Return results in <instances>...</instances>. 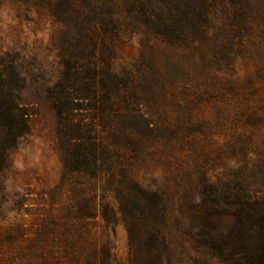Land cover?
Returning a JSON list of instances; mask_svg holds the SVG:
<instances>
[{
    "label": "rangeland",
    "instance_id": "374dc122",
    "mask_svg": "<svg viewBox=\"0 0 264 264\" xmlns=\"http://www.w3.org/2000/svg\"><path fill=\"white\" fill-rule=\"evenodd\" d=\"M191 1L153 0L149 16L174 24L175 12ZM208 2L213 43H203L197 51L167 44L142 33L140 18L114 65L116 73L131 71L135 77L139 117L127 118L130 124L145 120L151 128L165 129L176 128L180 119L185 123L184 131L178 128L169 139L157 134L145 139L150 153L138 168L143 187L177 196L173 207L167 202L162 239L149 244L158 254L155 264L207 260L181 214L184 189L192 185L182 179V171L197 179L205 170L215 188L234 187L238 179L244 188L250 186L247 182L255 189L264 185V177L256 174L259 167L264 172V0H252V8L242 0L235 5L229 0ZM240 10L247 14L246 22L235 26L233 16ZM223 31L230 42L222 41ZM66 32L74 30L44 0H0V56L11 54L23 79L19 102L29 113L27 131L8 151L0 171V264H71L63 256L68 208L92 205L90 196L98 206L104 195H114L112 190L103 192L101 185L94 189L89 178L70 177L63 168L49 90L61 77ZM229 223L230 216H223L209 227L220 232ZM74 225L75 231L85 233L87 255L107 236L113 241V264H146L150 256L142 245L132 251L119 218L85 217Z\"/></svg>",
    "mask_w": 264,
    "mask_h": 264
},
{
    "label": "trees",
    "instance_id": "16d2710c",
    "mask_svg": "<svg viewBox=\"0 0 264 264\" xmlns=\"http://www.w3.org/2000/svg\"><path fill=\"white\" fill-rule=\"evenodd\" d=\"M152 1L44 0L50 12L74 30L66 32L61 77L49 90L63 168L74 179L89 178L94 189L101 185L103 192L114 193L112 199L104 195L98 206L90 196L92 205L85 202L79 208H68V225L64 228L69 229V235L63 239V256L71 264H113L110 237H104L99 248L87 255L83 249L85 233L75 231V222L96 216L104 220L119 218L132 251L136 252L139 245L146 247L150 256L144 263L155 264L158 254L149 244L162 239L169 213L167 202L173 207L177 201L175 192L143 187L138 168L150 153L145 139L156 134L169 139L178 128L182 133L184 119L175 124L176 128H151L145 120L130 124L127 118L139 117L135 114L139 112L135 77L131 71L116 73L114 65L122 57V46L140 18L145 25L142 33L189 50L197 51L203 43H213L215 34L208 31V0L184 2L182 10L173 11L176 24L159 17L152 20L148 12ZM242 1L252 8V0ZM189 7L194 12H189ZM233 18L237 26L246 22L247 14L240 10ZM221 39L231 41L227 31H223ZM22 86L23 79L11 54L0 56V171L8 151L28 129L29 113L19 102ZM82 103L84 107H77ZM181 174L192 184L191 189H184L181 214L188 223V234L197 236L195 242L207 259L205 264H264V185L255 189L247 182L250 186L244 188L238 179L234 187L226 184L215 188L205 170L197 179L190 171ZM249 174H253V169ZM256 174L264 177L260 167ZM223 216H230L228 227L213 231L214 226L210 228L209 224L215 225Z\"/></svg>",
    "mask_w": 264,
    "mask_h": 264
}]
</instances>
